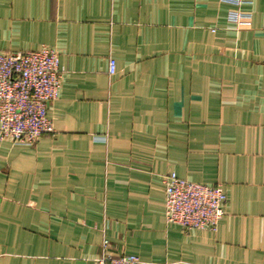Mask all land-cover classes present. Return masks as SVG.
Returning a JSON list of instances; mask_svg holds the SVG:
<instances>
[{
    "label": "crops",
    "instance_id": "crops-1",
    "mask_svg": "<svg viewBox=\"0 0 264 264\" xmlns=\"http://www.w3.org/2000/svg\"><path fill=\"white\" fill-rule=\"evenodd\" d=\"M244 1L0 0V53L51 46L63 70L56 134L0 140V264H97L104 239L264 264V0ZM169 172L225 188L217 232L167 222Z\"/></svg>",
    "mask_w": 264,
    "mask_h": 264
},
{
    "label": "built area",
    "instance_id": "built-area-1",
    "mask_svg": "<svg viewBox=\"0 0 264 264\" xmlns=\"http://www.w3.org/2000/svg\"><path fill=\"white\" fill-rule=\"evenodd\" d=\"M251 18L252 14L240 10L231 11L227 17L237 26L249 23ZM116 69V60L111 58L110 74ZM62 84L63 70L56 48L0 53V140L33 145L44 135H55L49 107L58 99ZM163 181L167 222L185 230L218 231L228 202V193L221 184L191 181L176 172L165 174ZM108 247L109 240L104 239L97 264H147L138 255L112 254Z\"/></svg>",
    "mask_w": 264,
    "mask_h": 264
}]
</instances>
